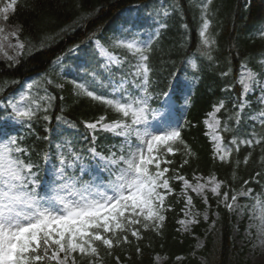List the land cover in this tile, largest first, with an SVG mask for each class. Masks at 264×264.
I'll return each instance as SVG.
<instances>
[{
	"label": "snow or ice",
	"instance_id": "snow-or-ice-1",
	"mask_svg": "<svg viewBox=\"0 0 264 264\" xmlns=\"http://www.w3.org/2000/svg\"><path fill=\"white\" fill-rule=\"evenodd\" d=\"M212 4L213 0H201L199 6L201 23L197 56L187 61L194 75L200 70L197 61L216 62L213 51L217 40L210 31L214 16ZM17 5L18 0H0V21L7 22ZM173 11L161 9L159 14L165 19L157 28L148 31L145 39L138 38L141 33L133 31L135 21H129L128 35L116 37L111 44L112 48L126 53L123 60L100 40L94 41L100 55L108 61L119 65L128 60L130 67L135 69L132 83L141 92L136 94L125 87L124 79L107 95L98 94L93 85L70 82L76 96L99 102L110 109L115 118L108 120L107 116H101L94 122H85L91 140L85 150L87 156L74 149L71 141L57 145L59 167L53 165V179L46 189L42 190L39 179L40 165L31 159L32 153L22 145L19 134L0 129V264H106V258H111L115 264H123L116 249H120L125 259H130L128 249L133 244L136 253L140 254L139 242L145 238L144 232L159 234L163 230L167 213L173 210L168 199L176 192L173 182L182 184L179 195L184 201L181 208L184 218L177 221L181 226L178 231H190L192 226L200 223L201 216L208 221L211 194L217 207L223 205L227 211L238 212L241 216L250 211L248 235L250 237L252 230H256L264 252V184L261 183L264 171H255L239 188L219 179L214 172L205 177L193 171L189 179L181 170L189 165V157L195 153L183 140L181 127L168 125L164 129H152L151 121L159 115L150 103V55L161 30L168 27L166 19ZM181 26L187 29L186 24ZM20 31L15 27L6 32L5 27L0 26V51L5 47L15 50V56L4 53L12 64L19 62L18 57L25 50V42L19 39ZM10 38H15V43ZM257 63L258 67L254 69L242 62L238 78L222 88L225 93L232 92L237 85L241 88L240 95L234 99V112L228 117V121H235L237 129L246 106H250L249 95L259 88L260 110L248 117L253 121L251 130L243 135L237 131L226 141L224 134L234 132V129L218 116L226 108L225 99L214 104L203 121L205 135L212 144V159L223 164L239 167L241 160H233V155L240 152L241 146L250 149L243 157L244 165L249 163L257 147L264 164V59ZM230 74V68L220 73L221 77ZM135 78H139V82ZM47 83L52 84V81ZM177 83L181 88L190 87L187 78ZM56 87L63 89L64 85L56 84ZM27 88L31 90L33 84H28ZM160 96L169 101L172 99L170 90L161 92ZM190 96V92L184 95L186 103ZM52 100L53 97L48 95L33 97L29 91L20 96L19 103H11V111L6 108L5 113L16 120L31 122L39 111L47 113L50 110ZM39 101H47L48 107ZM0 118L6 117L0 114ZM43 119L49 121L51 117L44 115ZM56 119L61 121L63 117ZM188 123L185 121L184 125ZM98 131L112 134L120 139V143L110 146L106 153L98 151L95 146ZM176 144L183 146L184 158L173 167L176 161L172 157L181 152L180 148H174ZM41 158L45 163L50 160L46 152ZM86 159L89 163L84 162ZM85 175L88 179H84ZM232 179H236L235 171ZM250 184L258 185L260 191L256 192ZM190 192L206 205L203 214L193 210ZM240 198L252 203L240 204Z\"/></svg>",
	"mask_w": 264,
	"mask_h": 264
},
{
	"label": "trees",
	"instance_id": "trees-1",
	"mask_svg": "<svg viewBox=\"0 0 264 264\" xmlns=\"http://www.w3.org/2000/svg\"><path fill=\"white\" fill-rule=\"evenodd\" d=\"M200 5L201 0H18L17 8L10 14L9 20L0 22L8 31L15 27L21 29L19 39L25 42V50L15 64L0 51V103L10 112L9 105L20 101V96L29 91L33 97H53L47 113L41 110L31 122L21 121L19 126L20 131L24 132L20 135V142L29 148L31 159L40 165V173L44 169L41 157L45 152H50L52 161L58 165L57 145L64 141H71L74 149L87 156L85 150L91 140L85 122H94L101 116H107L108 120L115 118V114L99 102L76 96L71 81L93 85L98 94L107 95L111 93V81L127 79L126 87L135 91L136 84L132 83L135 69L130 67L128 60L117 67H103L102 61L93 53L94 40H100L123 60L126 53L112 48L113 40L128 35L129 21H135L133 31H141L140 39H145L146 33L157 28L159 22L165 19L159 14L161 9L174 11L166 19L168 27L161 30L150 55L152 72L149 91L158 96L176 83V113L181 121L189 122L181 128L182 138L195 153L189 157L190 163L181 170L182 173L191 179L193 171L205 177L214 172L219 179L227 180L230 185L239 188L242 181L249 179L255 171H264L259 147L253 151L247 165L242 161L250 149L244 146H241L238 154L233 155V160H241L239 167L213 160L212 144L205 135L203 123L207 113L220 99L226 100V108L218 116L222 122L228 121L229 115L234 112V99L240 95L241 88L237 85L230 93L223 92L222 88L238 78L242 62H247L255 69L258 67L257 62L264 59V0H213L211 9L214 16L210 31L217 40L213 51L216 62L209 64L197 61L200 70L194 75L187 61L197 56ZM134 15L138 16L136 20ZM182 24H186L187 29ZM12 42L15 43V38ZM15 55L13 51L10 54ZM58 57L63 60L62 63L60 59L57 60ZM229 68L231 74L221 77L220 73ZM185 78L190 81V87H179L177 81L183 82ZM135 79L139 82V78ZM49 80L52 84L47 83ZM28 84H33L31 90L27 88ZM56 84H63V89L57 88ZM188 92L191 96L186 103L183 97ZM135 93L139 94V91ZM248 101L250 106H246L238 129L234 120L228 121L234 132L224 134L226 141L235 132L243 135L253 127V121L248 117L260 110L258 90L248 97ZM39 102L48 107L47 101ZM5 109L0 110V114L6 118H0V121L14 119L6 115ZM44 115L51 119L45 121ZM58 116L63 117V120L58 121ZM256 127L259 131L258 124ZM96 136L95 146L101 152L106 153L110 146L120 143L119 138L106 132L98 131ZM174 148L181 149L172 157L176 161L173 167H176L184 158L183 146L176 144ZM234 171L235 180L232 179ZM261 183L264 184V180ZM173 187L176 192L168 198L173 210L167 213L163 230L159 234L144 232L145 238L139 242L140 254L136 253L133 244L128 249L130 259H125L120 249H116L123 264H156L157 256L166 259V264H237V248L232 240L235 224L232 214L222 205L217 207L215 199L209 194L210 222H200L191 233L182 234L178 231L180 226L177 223L182 218L181 208L184 205L179 195L182 184L173 182ZM249 187L260 191L256 184H250ZM193 200L199 211L206 208L200 199L193 197ZM213 214H216L215 218ZM213 221L214 226L209 232L207 228ZM199 237H205V244L196 253ZM106 264L115 262L106 258Z\"/></svg>",
	"mask_w": 264,
	"mask_h": 264
},
{
	"label": "rangeland",
	"instance_id": "rangeland-1",
	"mask_svg": "<svg viewBox=\"0 0 264 264\" xmlns=\"http://www.w3.org/2000/svg\"><path fill=\"white\" fill-rule=\"evenodd\" d=\"M95 51H96V54H98V56L104 61V64L106 67L113 66V64H116L114 62L108 61L106 57L101 56L96 45H95ZM3 52H5V51L3 50ZM252 94L253 93H251L250 95H252ZM156 111L159 115V118L153 119L151 121V126H152V129L154 131L159 130V129H164L168 125L177 126L178 119L176 118V116L174 114L172 99L170 101L168 99H165L162 102V107L159 109H156ZM52 173H53V166L49 165L48 166V177L50 179L45 184L42 183L43 186L46 185V187H47L48 183L53 179ZM46 187H45V189H46ZM189 194L190 195L193 194L194 196H196L194 193H191V192ZM197 198H199V197H197ZM238 202L240 204H251L252 203V201H250V200L245 201V198H240ZM193 210L198 211L197 209H195V207ZM204 211H202V212L199 211V212L201 214H203ZM231 213H232V215L235 216V220H236L235 228L233 231V242L238 249V251H237V263L238 264H264V252L261 251V247L259 245L256 230L255 229L252 230L250 237H249L248 232H247V227H248L249 223H251V221L249 219V216L251 214L250 211H245L243 216H241L238 212H231ZM210 217H211V213L209 210L208 221L210 220ZM182 218H184V217H182ZM208 221H204L202 219V216H201L200 222H208ZM242 224L245 225V229H241ZM194 226H192L191 230L188 232H191ZM180 228H181V226H180ZM188 232L181 231V233H188ZM203 245H204V239L199 238L197 245H196L195 252L196 253L199 252L202 249ZM165 263H166L165 259H163L161 257H156V264H165Z\"/></svg>",
	"mask_w": 264,
	"mask_h": 264
},
{
	"label": "bare ground",
	"instance_id": "bare-ground-1",
	"mask_svg": "<svg viewBox=\"0 0 264 264\" xmlns=\"http://www.w3.org/2000/svg\"><path fill=\"white\" fill-rule=\"evenodd\" d=\"M5 29H6V28H5ZM6 32H8V30H7V29H6ZM3 50L5 51V53H9V54H11V53H12V51H13V52H15V50H14V49L7 48V47H5Z\"/></svg>",
	"mask_w": 264,
	"mask_h": 264
}]
</instances>
